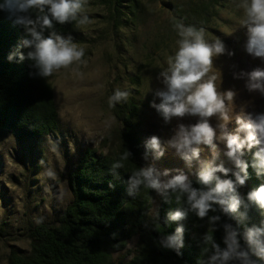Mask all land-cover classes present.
Wrapping results in <instances>:
<instances>
[{
    "label": "rangeland",
    "instance_id": "374dc122",
    "mask_svg": "<svg viewBox=\"0 0 264 264\" xmlns=\"http://www.w3.org/2000/svg\"><path fill=\"white\" fill-rule=\"evenodd\" d=\"M137 1L131 13L128 0L122 1L119 8L113 0H87L77 18L88 16L92 23L76 25L72 32L61 36L71 38L85 54L81 62L50 76L59 121L55 132L19 142L11 131H0V264H8L12 252L28 254L30 231L39 224H55L72 203L69 175L83 153L88 148L97 150V154L115 149L114 141H104L122 130L108 102L116 90L132 94L141 107L140 161L144 170L152 169L159 184L150 217L171 188L169 182L178 175L186 176L188 182L210 168L220 167L226 173L217 171L214 177L239 174V167L227 155L224 137L235 135L244 140L247 132L241 130V122L259 123L264 117V91L248 87L250 73L264 69V58L247 50L243 0H223L211 26L204 31L208 43L219 39L225 47L224 53L212 57L208 75L217 77L218 93L234 94L231 101L225 99L227 120L219 114L208 118L190 113L165 117L159 110L164 102L160 93L168 91L161 74L167 71L168 59L174 56L181 39L171 27L173 10L185 9L194 0ZM136 76L141 86H131ZM201 119H207L215 130L212 144L193 142L178 150L174 144L181 126L189 129ZM154 136L159 139V149L151 146ZM258 146L249 148L245 144L239 158ZM138 242L139 236L129 240L125 250L114 254V264L130 261Z\"/></svg>",
    "mask_w": 264,
    "mask_h": 264
},
{
    "label": "trees",
    "instance_id": "16d2710c",
    "mask_svg": "<svg viewBox=\"0 0 264 264\" xmlns=\"http://www.w3.org/2000/svg\"><path fill=\"white\" fill-rule=\"evenodd\" d=\"M122 1L113 3L119 8ZM128 1L134 13L138 1ZM222 2L194 0L185 9H174L173 33L181 38L175 27L179 23L207 31ZM39 14L36 10L29 12L33 20ZM44 14H48L47 7ZM78 21L76 15V19L63 24L53 20L51 28L37 25L36 30L42 38L65 36ZM26 39H33L27 29L0 10V131H11L19 142L38 139L59 127L50 77H43L35 61L29 59L34 46H26ZM132 81L131 86H141L139 77ZM111 110L122 130L107 136L104 143L114 141L115 149L97 154V150L88 148L83 153L69 175L72 203L55 224L35 226L30 231V252H12L8 264H114V254L125 250L135 236H139L135 254L124 264H264L245 238L251 228L264 229V207L248 198L250 192L264 184V166L255 155L261 146L241 159L247 165L245 171L239 168L241 177L246 173L243 185L236 182V176H216L233 182V195L241 201L235 211H225L226 205L209 201L211 207L204 217H199L188 193L171 187L150 217L156 188L148 187L147 180L137 175L144 170L138 133L140 104L127 94L114 101ZM117 164L121 166L115 167ZM216 182L212 179L203 184L197 177L186 183L199 193L215 188ZM177 211L184 213L183 218H172ZM232 232L236 233V253L246 256L233 253L224 260ZM169 237H176L177 243L169 245Z\"/></svg>",
    "mask_w": 264,
    "mask_h": 264
},
{
    "label": "clouds",
    "instance_id": "9594fccd",
    "mask_svg": "<svg viewBox=\"0 0 264 264\" xmlns=\"http://www.w3.org/2000/svg\"><path fill=\"white\" fill-rule=\"evenodd\" d=\"M87 0H2L0 2V10L9 14V18H15V22L22 24L32 36V40L26 39V46H34V51L28 53V57L35 61V66L40 70L43 77L52 76L54 71L67 69L74 63L81 62L84 56V49L78 47L71 41V38L64 39L61 36L53 34L47 38H42L41 34L36 30V26L41 28H51L52 21L55 20L63 24L69 19H76L78 12H81L86 5ZM246 20L245 24L248 29V46L249 53L256 57L264 58V0H243L242 4ZM47 7L48 14L45 13ZM36 10L40 14L33 20L29 12ZM51 17V19H50ZM92 21L88 16H83L77 26L91 24ZM179 30L178 35L181 37L177 41L178 47L174 56L168 59V69L161 75L167 85L168 91L160 93L164 102L159 105V110L163 112L165 117L170 115L183 117L186 113L198 114L202 118L212 117L219 114L224 120L228 119L225 99L231 101L233 92L228 91L225 94L217 92L215 75L209 76L212 68V57L224 53L225 47L219 39L208 43L204 38V30H197L193 26H185L182 23L175 25ZM75 71V69H74ZM207 77V79H205ZM251 83L249 89H261L264 91V69H256L250 73ZM127 97L126 92L116 90L113 96L109 97V106L114 101H119ZM155 106V105H154ZM241 130H245L247 135L244 140L239 136L226 135V145L228 148L227 155L232 158L237 167L241 171H245L247 165L239 158L242 147L247 144L249 148L253 145H260L259 151L255 154L260 164L264 166V117L259 123H242ZM257 133L259 139H257ZM215 137V130L209 124L207 119H201L200 122L185 129L181 126L179 139L174 146L180 150L187 148L193 142H204L212 144ZM151 146L159 149L160 142L157 137H152ZM126 158V157H125ZM119 167L121 165H114ZM220 171L225 172L226 169L210 168L206 172L199 175V180L203 184H207L210 180L216 179L215 188L209 191H201L198 193L195 189H190L186 183L187 177L178 175L174 177L168 184V187L179 188L182 192L188 193V200L194 209H197L198 216L204 217L211 207L209 201L218 202L220 205H226L225 211H235L240 204V199L233 195L234 185L230 180H220L214 177V173ZM49 175H52L50 172ZM137 175L142 176L148 182V187L158 188L159 184L153 178L152 169L142 170ZM245 177L236 175V182L240 185L245 183ZM135 180V183H141ZM249 200L258 202L264 207V184L248 194ZM184 213L177 211L173 214V219L183 218ZM181 231L180 229L177 230ZM264 229L251 228L247 230L245 238L249 245L253 246V250L257 256L264 259ZM236 233L232 232L229 236L228 250L223 253V259L227 260L230 255L236 253L237 241ZM177 243L176 237H169V245ZM238 256L244 257L246 253H236ZM245 264L250 262L245 261Z\"/></svg>",
    "mask_w": 264,
    "mask_h": 264
}]
</instances>
